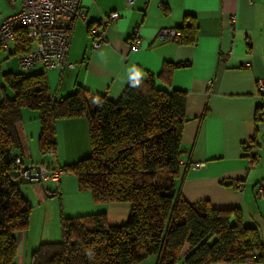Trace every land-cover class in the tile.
<instances>
[{"label": "crops", "instance_id": "1", "mask_svg": "<svg viewBox=\"0 0 264 264\" xmlns=\"http://www.w3.org/2000/svg\"><path fill=\"white\" fill-rule=\"evenodd\" d=\"M81 3L86 18L74 23L67 60L75 67L45 69L38 64L25 72L18 55L36 45L26 43L25 49V33L18 32L7 50L0 48V102L15 95L7 77L16 74L44 72L56 99L83 88L96 104L102 96L118 100L135 77L158 76L167 63H183L170 79L158 81L168 92L187 93L181 171L175 184L191 203L207 200L216 208L239 209L244 224L256 228L264 242V195L258 194L264 188V90L257 86L264 80V0H136L132 6L126 0ZM19 9V1L0 0V21ZM115 11L121 18L110 22L103 46L93 49L92 31L101 29L103 18ZM187 18L197 25L193 43L158 37L161 29L181 27ZM137 26L141 43L135 51L132 40ZM39 116V111L22 110L25 164L64 167L91 153L88 120L76 116L57 120V152L42 154ZM256 155L258 162L253 161ZM21 190L33 209L28 229L17 233L16 264H31L42 243L61 240L62 214L74 218L105 213L109 225H123L131 213L128 202H96L90 191L80 189L73 173H63L59 191L49 181L22 184ZM190 251L185 246L178 264H187ZM140 264H158V257L148 256Z\"/></svg>", "mask_w": 264, "mask_h": 264}, {"label": "trees", "instance_id": "2", "mask_svg": "<svg viewBox=\"0 0 264 264\" xmlns=\"http://www.w3.org/2000/svg\"><path fill=\"white\" fill-rule=\"evenodd\" d=\"M177 29L182 33L177 42L196 40L194 21ZM25 36L27 49L31 42ZM183 65L169 62L158 76L135 77L118 100L102 96L96 104L83 88L56 99L44 72L7 77L15 95L0 102V264H16L17 233L28 229L33 209L16 163L23 158V108L40 113L42 154L57 152L58 119L85 116L91 153L61 168L75 174L80 189L96 202L131 205L123 225H109L105 213L62 214L61 240L42 243L31 264H140L151 255L158 264H178L187 245V264H264V243L239 209L216 208L207 200L191 203L175 184L187 93L168 92L158 81Z\"/></svg>", "mask_w": 264, "mask_h": 264}, {"label": "built area", "instance_id": "3", "mask_svg": "<svg viewBox=\"0 0 264 264\" xmlns=\"http://www.w3.org/2000/svg\"><path fill=\"white\" fill-rule=\"evenodd\" d=\"M20 2L17 13L5 17L0 21V48L7 50L10 43L15 39L18 30L23 29L35 48L29 52L18 55L19 63L24 71L33 70L38 64L45 69L56 67H75L68 64L73 26L77 19H85L86 12L83 10L81 0H14ZM136 0H126L128 6H132ZM121 18V13L115 11L109 17L102 20L101 29H94L93 49H100L106 37V28L111 21ZM190 18L185 20L186 24ZM181 31L177 28L161 29L158 37L163 41H180ZM141 27L135 28L132 40V50H138L141 43ZM259 91L264 90V80L257 83ZM261 116V113L259 114ZM260 156L256 155L254 162H258ZM18 173L21 178H31L41 183L49 181L56 190L61 187V177L64 173L60 166H47L45 164H25L23 158L17 161ZM32 167V170H24V167ZM243 184L240 186L242 189ZM258 194L264 195V188H260Z\"/></svg>", "mask_w": 264, "mask_h": 264}, {"label": "water", "instance_id": "4", "mask_svg": "<svg viewBox=\"0 0 264 264\" xmlns=\"http://www.w3.org/2000/svg\"><path fill=\"white\" fill-rule=\"evenodd\" d=\"M24 170H32V167L26 166L24 167ZM23 184H31V183H41L39 177L37 178V180H32L31 178H24L22 180Z\"/></svg>", "mask_w": 264, "mask_h": 264}, {"label": "rangeland", "instance_id": "5", "mask_svg": "<svg viewBox=\"0 0 264 264\" xmlns=\"http://www.w3.org/2000/svg\"><path fill=\"white\" fill-rule=\"evenodd\" d=\"M42 183H44V182H42ZM41 184V183H40ZM56 197H57V195H56ZM51 199H53V198H51ZM30 225V224H29ZM36 225H41L40 223H38V224H36ZM51 225H53V223H51ZM55 225V224H54ZM59 225V224H58ZM264 243V242H263Z\"/></svg>", "mask_w": 264, "mask_h": 264}]
</instances>
